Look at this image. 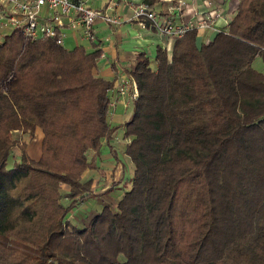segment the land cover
<instances>
[{"label":"trees","instance_id":"1","mask_svg":"<svg viewBox=\"0 0 264 264\" xmlns=\"http://www.w3.org/2000/svg\"><path fill=\"white\" fill-rule=\"evenodd\" d=\"M237 1L209 42L192 31L154 57L139 55V98L123 136L131 188L115 212L106 206L83 227L69 217L92 194L83 176L98 168L104 141L113 152L115 83L94 73L98 48L6 35L0 264H264V73L253 67L264 59V0ZM37 128L44 139L35 161L11 135ZM16 146L22 156L9 167Z\"/></svg>","mask_w":264,"mask_h":264},{"label":"crops","instance_id":"2","mask_svg":"<svg viewBox=\"0 0 264 264\" xmlns=\"http://www.w3.org/2000/svg\"><path fill=\"white\" fill-rule=\"evenodd\" d=\"M74 2H83V4L87 8H93L97 10H104L108 7L109 2L113 1L118 4V7L110 11L113 16H118L121 19V24L117 26H108L101 21H98L94 27V33L97 39V46L94 45V49H99L102 51V57L99 60L98 68L95 71V75L100 78H104L109 81H114V89L118 84V72L121 73H129L132 72L136 66L138 57L141 53H147L149 56H155L157 47L159 45L167 46L169 40H173L170 38H166L161 36L159 33L154 31L153 29L142 30L139 28L138 23L132 18V12L127 6L128 4H141L144 3V0H72ZM187 2V12L185 13V7H181L179 10L178 3H161L157 6V11L163 14L169 13L173 18V22L179 24L181 21L190 19L191 16L189 12H191L192 8H197L201 12H205L207 7L204 5V1L206 0H184ZM213 4V0H210ZM216 1V0H215ZM221 2L222 7L224 8L221 13L225 15H235V11L238 8V1L235 0H218ZM236 4V7H235ZM174 8V10L169 11V8ZM235 7V8H234ZM234 13V15H233ZM65 22H68L67 18ZM215 36L213 32H202L198 37V43L203 41H208V39L212 40ZM66 39L75 40L74 36L69 34ZM65 39V41H66ZM76 41V43L81 42ZM85 41V40H84ZM80 44V43H79ZM171 44V43H170ZM171 47H169L170 49ZM115 94V90L110 92L109 96L111 97ZM116 96V95H115ZM117 105L111 111L109 116V122L112 127L116 128V131L112 135L111 143L113 145V152L110 149L107 141H104L100 156L98 158V168L96 170H89L92 174V177L87 182H91V191L92 196L89 197L88 204V212L93 213L91 209H94L93 205L96 199H105L107 196L113 198L114 202L117 204L118 197L116 192L120 190V186L122 184L130 183L129 179L134 171V166L131 164L130 160L124 155L125 147L127 144L122 141L120 134L124 133V125L129 121L131 117V109L130 107H126V102L130 103L131 100L127 96L124 98L117 95ZM129 105V104H128ZM35 140L36 144L29 143L27 147V152L31 159L38 161L42 155V142L44 138L43 130L40 128L36 129L35 132ZM129 141V140H128ZM20 152V151H19ZM114 152L116 157H114ZM93 154V153H92ZM91 154V156H92ZM22 155L17 154V158L20 160ZM124 164V165H123ZM121 165H123V169H121ZM132 166V169L129 167ZM98 170V171H97ZM86 172V173H87ZM85 173V174H86ZM93 173H96L95 175ZM89 176V173L86 174ZM129 176V177H128ZM85 179V176H84ZM114 184H118L116 190L112 193H106ZM131 185V183H130ZM97 189V191H96ZM99 189V191H98ZM98 195L99 197H95ZM94 196V197H93ZM117 196V197H116ZM116 198V200L114 199ZM95 199V200H93ZM107 204H102L99 207V211L95 214H99ZM109 206V205H108ZM96 207V205H95ZM117 207V206H116ZM80 213L75 212L72 219V223L75 226L78 225L80 221H83L87 216L82 214V218L79 217ZM78 222V224H77Z\"/></svg>","mask_w":264,"mask_h":264},{"label":"built area","instance_id":"3","mask_svg":"<svg viewBox=\"0 0 264 264\" xmlns=\"http://www.w3.org/2000/svg\"><path fill=\"white\" fill-rule=\"evenodd\" d=\"M175 2L178 3L179 10L185 7V13L187 12L188 4L184 0H160V3ZM204 5L211 10L201 12L192 8L189 12L191 18L179 24L173 22L169 13L163 15L146 3H130L127 6L132 12L131 20L136 21L140 29L151 28L161 36L176 40L192 31L219 33L222 31L218 25L220 22L224 25L231 22L232 15L222 14L219 9L215 10L210 0L204 1ZM117 7L118 4L113 1L109 2L106 9L97 10L87 8L83 2L76 3L72 0H0V43L2 38L4 39L1 32L12 29V32L18 31L31 41L53 39L59 46L64 47L65 39L71 34L77 42L85 40L97 46L94 33L96 23L101 21L108 26L120 25V17L110 13ZM172 10L174 8L170 7L169 11ZM66 18L68 22H65ZM77 47H80L79 43ZM118 75L120 76L114 89L115 94L110 97L112 107L117 104V95L123 100L128 96L131 102L139 98L138 84L132 72H118ZM12 78L13 76L8 81ZM128 106L126 103V107Z\"/></svg>","mask_w":264,"mask_h":264},{"label":"rangeland","instance_id":"4","mask_svg":"<svg viewBox=\"0 0 264 264\" xmlns=\"http://www.w3.org/2000/svg\"><path fill=\"white\" fill-rule=\"evenodd\" d=\"M223 1H225V0H223ZM235 1H237V0H235ZM215 3L213 4L212 2H211V4L213 5V8L215 9V10H217V9H219V10H223L224 8L222 7V5H221V2L220 1H218V0H216V1H214ZM235 7H236V4H235ZM234 7V8H235ZM236 13V12H235ZM220 23H223V22H220ZM224 24V23H223ZM12 32V29H8V30H3L1 33L3 34V36H4V39L2 38V41H1V43H0V46L3 44V42H4V40H5V37H6V35H9L10 33ZM205 32H208V31H205ZM80 43V47H84L85 48V50L89 53V52H92L93 51V49H94V45L92 44V43H90V42H88V41H81V42H79ZM77 47V43L75 42V40H71V39H66V41H65V44H64V48L65 49H67V50H73V49H75ZM170 47H171V45H170ZM154 57V56H153ZM253 67L257 70V71H259V72H261V73H264V59L262 58V57H258L257 59H256V61L254 62V64H253ZM96 71V70H95ZM95 71H94V73H95ZM127 103V102H126ZM129 104V107H130V109H132V102H130V103H127V105ZM116 105L117 104H115V107H116ZM115 107H113V109L115 108ZM112 109V110H113ZM35 136V135H34ZM34 136H29V135H23V134H21V133H13L12 135H11V137H12V139L13 140H19L20 142H25V143H27V147H28V144L29 143H33V144H36V141H34L35 140V138L36 137H34ZM119 136H121V139H122V141H124V143L125 144H127L128 143V140L126 141L124 138H123V136H124V133L123 134H120ZM44 139V138H43ZM43 143V142H42ZM41 148H42V145H41ZM20 151V152H19ZM12 157H13V160L11 159L10 161H9V163H8V165H9V167H11L12 165H13V163H14V161H16V160H19L18 158H17V154H20V155H22V150L18 147V146H16V147H14L13 149H12ZM93 156V155H92ZM131 164H133L132 162H131ZM124 165V164H123ZM123 165H121V169H123ZM129 167L132 169V166L131 165H129ZM98 171V170H97ZM87 173H89V176H86V174ZM86 174H84V176H85V179H84V176H83V182L85 183V182H87L86 180H88V179H90L91 177H92V175H90V174H92L91 173V171L90 172H87ZM94 175L96 174V173H93ZM129 177V176H128ZM131 188V185H130V183L128 184V183H124V184H122V186H120V190H118L117 191V196H119L120 195V197H121V195H123L125 192H127V191H129V189ZM70 190H71V188L68 186V185H65V184H61V192L62 193H68V192H70ZM96 191H97V189H96ZM98 191H99V189H98ZM86 194V193H85ZM88 196V195H87ZM92 196V194L90 195V197ZM94 197V196H93ZM95 197H99L98 195H96ZM115 200H116V198H114ZM88 200H89V198L85 201V202H83V203H81V206L78 208V209H76L75 211H72V213L70 214V217H69V220H70V222H72L73 221V219H72V217H73V215H74V213L77 211V212H79L80 213V215H79V217L82 215V214H84V216H86V214H87V216L88 217H86L83 221H80V223L78 224V222H77V224L78 225H80V226H86L88 223H89V220L92 218V217H94L95 216V214L99 211V207H101L102 206V204H107V206L109 205L111 208H112V210L115 212L116 210H117V208H116V206H117V204L114 202V200H113V198H111L110 196H107L105 199H102V200H98V199H96V201L94 202V205H93V207H94V209H91L92 211H93V213H90V212H88V207H86L87 206V202H88ZM93 200H95V199H93ZM85 204H86V206H85ZM95 205H96V207H95ZM80 218H82V216L80 217Z\"/></svg>","mask_w":264,"mask_h":264}]
</instances>
